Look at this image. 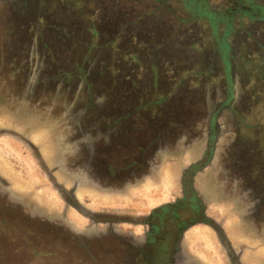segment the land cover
Listing matches in <instances>:
<instances>
[{"label":"flooded vegetation","instance_id":"af4514ba","mask_svg":"<svg viewBox=\"0 0 264 264\" xmlns=\"http://www.w3.org/2000/svg\"><path fill=\"white\" fill-rule=\"evenodd\" d=\"M0 110L60 208L0 159V264H264V0H0Z\"/></svg>","mask_w":264,"mask_h":264},{"label":"rangeland","instance_id":"374dc122","mask_svg":"<svg viewBox=\"0 0 264 264\" xmlns=\"http://www.w3.org/2000/svg\"><path fill=\"white\" fill-rule=\"evenodd\" d=\"M55 4H58L55 1ZM14 9L17 8L16 6H13ZM8 113L4 110H0V115H2V119L3 120H9V116L7 115ZM14 114V113H12ZM26 119H28L27 121L31 120L29 118H31L29 116V118L25 117ZM14 119H19V122H17V124L24 122V118H20V117H15ZM5 121H3V123L7 124ZM22 121V122H21ZM6 140H10L11 142H13L14 140H12L11 138H7ZM44 142V141H43ZM15 143V144H14ZM13 143V146L16 147H20L18 148L19 152H15L12 149V145L8 144L5 140H1L0 139V159H6L9 161V164H14V166L16 167V169L19 171L18 175L14 181H12L13 184V188L11 190V192L13 193V195H15L17 198H19L21 201L26 202L29 206L33 207L35 210H39L41 213H45L46 215L50 216V217H57L60 215V208L58 206H56L57 201H58V195L55 191L53 190H49V189H44L46 186H42L40 184H43V176L40 175L41 172L38 171V169H35L36 166L34 167L33 162L31 160L27 159H23L21 157L22 153H23V148L17 144L15 141ZM51 143V139H46L45 144L43 145L44 149H49V144ZM49 145V146H48ZM43 149V150H44ZM45 151V150H44ZM24 152L26 154L27 151L24 150ZM11 162V163H10ZM3 168V167H2ZM36 172V175L39 176V180L37 179L36 176H34L32 173ZM46 183V182H45ZM40 188H43L42 190H40ZM112 202V201H111ZM111 202H106V204L110 205ZM116 203H123L120 201V199H118V201H116ZM72 225L74 227H77V223L75 220L72 219ZM200 231H203V229L200 228ZM9 235L7 238L10 239V237H14L15 238V245L14 246H4L7 250V252L12 255L9 256L11 257L10 260L12 261H7L4 262L2 261L1 264H75L73 263L74 258H71V255H74L73 252L69 251L67 249V251H65V256L60 257V261L58 260H52L50 259H46V258H41L38 260H34V262L31 260V258H29L30 254H29V247L32 246L29 245L30 241L27 237L24 238L22 237L20 234L17 233H9L7 234ZM196 235V234H195ZM203 234H198L196 236V238H194V246L195 249L194 250H189L190 254H192L194 257L198 258L199 262L201 264H206L205 262H203L204 258L202 257V255L200 254V251L198 249H202L205 253L209 252L212 253L210 255H212V257H214V260L216 263L219 262V259H224V257L222 256V253L220 252V250L216 247L215 245H217V242H215L214 240L209 241L210 239H208V237L206 235ZM5 236V235H4ZM55 242V239H50V243H47L46 245H44V248H47V250H51V251H55L57 252V256H61L59 255V252H62V247H60L62 244L56 243L53 244ZM187 243H189L188 240H186ZM197 242H199L197 244ZM197 244V245H196ZM64 246V245H62ZM67 248H69L68 244L66 246ZM197 249V250H196ZM27 254H29L27 256ZM71 254V255H70ZM208 254V253H207ZM198 255V256H197ZM8 256V255H7ZM73 260V261H72ZM202 261V262H201ZM222 262V261H220ZM84 264V263H83Z\"/></svg>","mask_w":264,"mask_h":264}]
</instances>
